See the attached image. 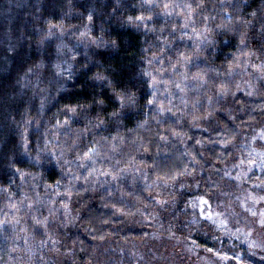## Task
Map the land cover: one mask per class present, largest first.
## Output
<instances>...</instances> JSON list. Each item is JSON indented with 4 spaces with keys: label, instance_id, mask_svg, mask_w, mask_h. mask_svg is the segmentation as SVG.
<instances>
[{
    "label": "trees",
    "instance_id": "trees-1",
    "mask_svg": "<svg viewBox=\"0 0 264 264\" xmlns=\"http://www.w3.org/2000/svg\"><path fill=\"white\" fill-rule=\"evenodd\" d=\"M262 1L0 0V222L18 220L25 236L26 225L31 236L57 233L73 244L81 264L95 263L97 249L126 237H152L150 248L160 245L154 251L157 258L164 254L166 264H208L203 259L211 242L202 232L168 236L152 215L124 230L125 211L137 218L145 204L155 205L143 185L132 188L124 180L132 174L147 182L171 179L195 162L210 170L221 166L229 150L208 139L202 157L197 144L207 136L191 133V120L177 124L175 114L163 119L155 95L189 60L190 72L223 74L233 68L239 53L256 43L250 23ZM191 18L213 36L207 60L197 58L183 32ZM81 32L80 43L93 53L76 60L73 89L52 91L49 76L40 74L47 43L42 36L65 41ZM30 81L39 86L29 87L39 96L31 102L40 115L25 105ZM238 101L242 110L234 121L223 120L228 138L264 120V87L260 97ZM123 188L139 199L135 207L118 201L115 194ZM206 191L211 192L208 184ZM55 210L56 220L50 218Z\"/></svg>",
    "mask_w": 264,
    "mask_h": 264
},
{
    "label": "rangeland",
    "instance_id": "rangeland-1",
    "mask_svg": "<svg viewBox=\"0 0 264 264\" xmlns=\"http://www.w3.org/2000/svg\"><path fill=\"white\" fill-rule=\"evenodd\" d=\"M89 8V19H92L95 7L91 2ZM250 25L256 32V43L246 46V50L244 48L239 53L233 68L223 74L206 71L196 73L197 69L190 72L191 65L187 66L189 60L173 77V82L155 95L157 109L163 119L173 118L175 114L177 124L186 119L191 120V133L207 136L206 139L200 137L197 144V152L202 157L205 148L210 146L208 139L229 150L221 166L210 170L207 164L195 162L192 169L171 179L147 182L148 177L141 179L140 175L137 177L135 174L130 180L123 179L132 188L133 184L143 185L148 192L147 197L155 204H145L143 215L137 212V218H132L125 211L127 218L124 230L139 223L142 226L144 221L150 220L148 215H152L168 236L182 238L191 232L200 236L202 232L207 235L205 238L210 237L211 242L207 249L210 255L203 259L208 264H218L220 260L222 264H264V120L240 129L235 138H228V129L223 124L224 119L233 122L241 112L239 97H260V89L264 87V0L252 13ZM183 32L193 43L194 53L199 55L197 58L207 60L206 49L214 39L201 22L191 18ZM46 35L42 36L47 43L42 45L40 74L49 76L46 80L50 79L52 91L53 88L57 90L56 87L61 92L69 91L77 84L79 77L80 69L76 66V60L91 55L92 49L80 43L82 32L80 35L72 34L65 41L55 35ZM32 83L30 81L28 86L25 85L28 88L24 87L28 94L25 105L28 111L32 109L39 114L40 109L35 102H31L39 96L36 90L29 87L33 85L35 89L39 86ZM43 83L41 81V89L45 87ZM217 174L218 183L213 186V178H217ZM204 177L209 183L204 182ZM207 184L213 193L206 191ZM131 194L123 188L115 195L119 196L118 201L125 204L126 208H132L139 203V199L135 200ZM57 216L55 210L51 212L50 218L55 219ZM13 221L7 219L0 222V264H81L73 244L63 242L57 233L31 236L26 225L25 236L19 226L21 222ZM30 236L31 240L28 239ZM147 238L145 242L126 240L127 237L108 241L101 249H97V259L92 264H158L157 260H165L162 264H166L167 259L160 258L164 254L161 253L157 258L154 251L160 245L150 248L153 242L149 240L152 237Z\"/></svg>",
    "mask_w": 264,
    "mask_h": 264
}]
</instances>
